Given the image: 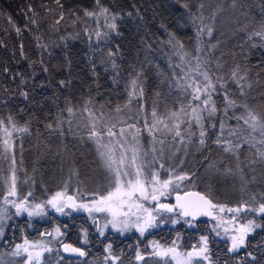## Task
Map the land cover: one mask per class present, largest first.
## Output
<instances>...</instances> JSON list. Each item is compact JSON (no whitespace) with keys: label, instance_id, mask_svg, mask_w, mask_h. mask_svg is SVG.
Instances as JSON below:
<instances>
[{"label":"trees","instance_id":"1","mask_svg":"<svg viewBox=\"0 0 264 264\" xmlns=\"http://www.w3.org/2000/svg\"><path fill=\"white\" fill-rule=\"evenodd\" d=\"M29 5L34 11H28ZM100 7L109 9L110 14H119L116 23L120 35L106 27L103 15L84 16L85 10L99 12ZM61 13L64 19L56 24ZM193 15L197 17L195 22ZM262 21L264 0H99V5L97 0H59V4L56 0H0V120L5 122L0 126V145L1 137L11 131L7 139L11 143L17 184L40 201L58 188L62 174L65 177L72 174L81 194L104 193L95 152L87 144L88 140L71 127L77 121L84 122L87 132L85 122L90 112L99 118L103 110L121 109L128 102L140 104L144 112L155 103L169 102L172 96L181 93L184 96L179 88L170 87L176 83V74L183 75L177 67L181 64L177 49L168 43L171 32L189 53L183 67L194 68L198 55L214 81L217 76L224 77L227 92L237 104L228 109L225 118L224 89H219L217 84L219 91L213 94V100L219 111L213 117L204 114L205 144H199L200 153L193 156L191 167L187 169L192 188L218 204L234 206L247 202L258 206L264 201V168L261 167L264 133L259 127L253 130L244 119L237 117L247 116L244 107L247 105L248 110L264 120V39L259 36L249 39L253 31L260 30ZM107 22H111V15ZM198 28H204L199 36ZM208 28L212 29L210 35ZM96 31L109 32V35L98 38ZM117 46L119 53L114 59L119 74L113 70L107 56L108 50L115 52ZM4 68L8 69L7 73ZM237 68L238 75L245 76L240 81L244 85L243 95L241 87L231 78ZM134 70L141 73L144 95L129 101L128 92L132 91L129 82L135 75ZM113 77L118 83H113ZM21 79L25 80L23 85ZM61 80L66 81L63 88L59 84ZM22 90L29 93L27 100L20 95ZM176 100L181 106L182 99ZM69 101L74 107L72 115L66 111ZM86 103L88 110L84 107ZM9 117L15 126H26L28 130H12V125L7 123ZM48 124L53 127L49 129ZM233 131L236 134L229 135ZM218 136L233 145L238 144L233 149L238 150L241 157H245L242 153L249 152L248 161L241 162L239 170L251 167H245L251 159L256 173L251 178L246 175L247 185L244 183L239 189L223 188L219 179L213 178L218 175V149L225 146L221 148L222 145L215 143ZM195 142L193 140V144ZM205 173L209 176L204 177ZM197 176L200 181L196 183ZM227 181V184L234 182ZM227 192L235 199L220 201ZM261 218L264 217H259L258 223ZM176 225L186 227L184 222ZM263 241L262 227L247 237L246 246L253 244L256 258L261 257L256 264H264ZM214 242L221 249L228 247L226 241ZM48 246L52 251L42 256L41 264H113L111 259H106L108 253L103 258L66 257L59 253L56 240H50ZM118 258L115 264H165V259L154 256H146L141 261L132 256ZM25 259L23 255L12 256L11 250L0 252V264H24ZM166 260L171 264L168 258Z\"/></svg>","mask_w":264,"mask_h":264},{"label":"snow or ice","instance_id":"2","mask_svg":"<svg viewBox=\"0 0 264 264\" xmlns=\"http://www.w3.org/2000/svg\"><path fill=\"white\" fill-rule=\"evenodd\" d=\"M56 3L59 4V0H56ZM97 4L99 5V0H97ZM185 8L188 7L187 4L184 5ZM203 7V4L200 5V8ZM28 11L32 12L34 9L31 5L28 7ZM75 15V13H72ZM99 15H103L106 21V27L116 35H120L118 31V25L116 21L120 18L118 13H109V9L100 7L99 12L96 11H84L85 17H99ZM111 15V22H107V17ZM131 15V13H129ZM64 19V14H60V19L56 20L55 23L59 24L60 20ZM79 19V18H78ZM197 19L196 16L193 15V22ZM199 19H203V17H199ZM31 23L35 24V20H31ZM75 23V21H73ZM99 27V25H98ZM17 33L20 32V29H16ZM87 32V29H85ZM204 31V28H198L197 35ZM208 34H211L212 29H207ZM95 35L98 38H107L109 32H104L103 34L100 31H96ZM170 39L168 43L172 45L174 49H177V55L181 61L180 65L177 67L181 68L183 75L176 74L174 77L176 80L175 85H170V87L179 88L184 93V100L182 101L181 108L177 110H172L166 116L158 115L155 106L153 107L152 117L153 122L148 124L145 122V127L148 129L149 134H153L156 131H164L166 130L168 133H174L175 137H180L181 143L185 142V139L191 140V136L193 133L190 131L193 123L200 129L199 132V144H205L206 130L204 127L205 113H207L208 117H213L217 114L219 109L216 106L215 101L213 100V94L217 93L219 89H224V100L226 107L224 109V117H227V112L229 108H234L237 106L236 101L232 99L226 88V82L224 77L217 76L216 80L212 79V75L210 74V70L206 64H203L200 61V57L197 55L195 57L196 64L195 67L184 68L183 64L185 63V58L189 55L186 51H184V46L180 41L175 37V35L169 32ZM252 36H259L264 39V21L261 22L260 30L253 31L249 36V39ZM2 46V44H0ZM200 52L199 47L197 48V53ZM119 53V47L115 52L111 49L108 50L107 56L111 60V65L113 70L118 73V65L114 59V57ZM21 56H24L23 50L21 51ZM5 73L8 72L7 68L3 70ZM44 71L47 72L48 69L44 68ZM239 69H234L231 73V78L237 83L239 87H241V95H243V87L244 85L240 84L241 80L245 79V76L238 75ZM135 72V70H134ZM17 75H20L17 73ZM202 77V79H199ZM113 83H118L115 77L112 78ZM25 83L24 79H21L20 84L23 85ZM130 87L132 91L128 92L129 101L139 95L142 97L144 95L143 88V79L141 78L140 72H135V75L130 79ZM60 87L63 88L66 85V81H59ZM217 84L219 85V89L217 88ZM128 85L126 84V87ZM20 95L27 100L29 93L27 91H21ZM159 95V94H158ZM127 106V105H125ZM85 110H88L87 103L85 104ZM247 112L246 117H237V119H244V123L247 124L250 128L255 130L257 127L260 128L261 132L264 133V120L258 117L253 111L247 109V105L244 106ZM117 112L120 111V108L117 107ZM66 111L72 115L74 114V107L71 106V102H68V106L66 107ZM92 118L91 130L89 132L90 138H97L102 135H107L109 137H118V134L115 132L116 124L109 123L107 121L101 127H97V119L93 113H89ZM59 119V118H58ZM100 119H103L101 117ZM9 125H12V130L18 132H26L27 127H17L14 124V121L11 117L7 122ZM5 122L0 120V126H3ZM71 124V121H69ZM159 125H163V128H159ZM182 125L184 126L182 128ZM47 127L51 129L53 126L48 124ZM59 127V123L57 124ZM129 128L134 127L133 125H128ZM221 134L223 135L225 129L224 118L221 119ZM124 128L120 129L119 136H123ZM182 132H187V137L182 136ZM236 134L234 131L230 132L229 135ZM7 135L11 137L12 132L7 131ZM136 144L139 143L138 139H136ZM155 140V136H153ZM117 142L120 143V152L117 154L114 147H107L106 152H101L100 155L104 160V164L106 169L109 172V183L110 189L107 194L96 195L93 194V199L90 203L78 202V197L74 195L68 194L65 191H58L53 195L50 199L46 201L47 205H50L53 209H55L58 213L65 214L66 208H71L73 211L84 210L90 214V218H95L91 216L92 213H105L107 219L103 228H98L99 234L101 237L105 235L104 229L108 228L109 225L114 231H117L123 234L129 228L134 227L136 231L140 233L141 236L144 235L146 231L150 228L158 227L157 223L158 218L161 216V213H177V219L172 220V223H178L179 217H191V220H186L185 222L189 224L190 227H195L191 221L196 220L198 216H208L212 220H216L217 223L213 226V231L216 232L217 236H220V231L217 229H222L224 236L230 241V246L227 248L229 253H236L241 248L246 246L247 237L251 235L257 228H260L264 225L258 223L255 219H241L240 213L254 212L257 216L264 217V201L258 203V206L255 204L249 205L247 202L241 204L237 207H228L226 205L218 204L213 202L210 196L206 194H201L197 191H186L183 196L177 195L176 200L177 203L175 205H169L166 203L160 202V196H165L168 191L175 190V188H179L180 184L175 181H184L190 179L188 174H178L173 177L170 173L168 179H161L158 171L150 170L148 164L142 160L138 155V150L136 147H132L130 149H124L123 143L120 142L119 138H117ZM97 143H101L99 139H97ZM160 143H164L163 140ZM218 145H225L223 150L225 152H231L233 147H238L239 145H233L231 141L224 140L220 136L217 137L215 141ZM111 144V141H109ZM5 148H9L10 145L8 140H4ZM131 151L132 155L129 158L127 156V152ZM264 157V153L261 154ZM14 163V161H13ZM160 167L163 168L164 165L161 163ZM135 169V171H132ZM150 172V174H149ZM16 177L13 171L12 175V184L11 187L5 196L3 203L6 205H11L15 208V214L20 216L22 213H27L29 217L34 215H44L45 214V204L44 203H29L28 197H22L18 199L9 200L8 197H17V185H16ZM31 196V192L28 194ZM145 202L151 204L155 202L154 207H147ZM235 213V215L225 218L219 214L221 213ZM5 220L4 209H0V224ZM163 220H160V223H163ZM57 236L60 235V230L57 228L56 230ZM3 235V228L0 227V236ZM41 235H45L42 233ZM50 235V234H48ZM84 244L88 243L87 234H84V239L81 241ZM209 238L207 236H201L199 244H194L192 249L187 252H181L177 250L176 242L173 241V245L171 247L162 246L156 242H152L153 246V255L165 259V264H167L166 258H171L176 264H199V261H204L205 264H210L209 257ZM63 251L65 253L74 254L79 257H84L86 255V251L74 247L71 244H63ZM112 245L108 244L105 247V252L109 255L106 259H112L113 264L115 261L119 259L118 257L111 255ZM52 248L48 246V244L44 241H34L30 242L25 239L23 243L16 244L13 249L11 255L14 257L25 256L24 264H41V257L45 252H51ZM249 256L252 254L249 253ZM252 259H255L253 256ZM136 260L141 261L144 260V256L138 250L136 253Z\"/></svg>","mask_w":264,"mask_h":264},{"label":"rangeland","instance_id":"3","mask_svg":"<svg viewBox=\"0 0 264 264\" xmlns=\"http://www.w3.org/2000/svg\"><path fill=\"white\" fill-rule=\"evenodd\" d=\"M199 79H202V77H199ZM179 92L181 93L183 91L179 90ZM171 98L172 99L169 102H166L164 104L155 103L152 107H149L148 111H144V112H142L140 104H136L135 102H128L127 104H125L127 106L122 107L119 112H117V110H110V109L103 110V112L100 114V117L96 118L97 119V127H101L105 121H107L109 123H115L116 124L115 132L118 134V137H109L105 134V135H102V136L97 137V138H90L89 132L91 130V124H92V118L91 117H90L91 119L88 118V120L85 122L88 126L87 132H86L85 127H84V122L81 123L80 121H77L74 124V126L72 125V127H71V130L78 131L79 133H81V135H83V137L86 139V141L88 140L87 144L89 143L88 145H90L91 148L93 149V151L95 152V156H96L98 164H99L98 169L105 171L108 174H109V172L105 167L104 160L102 159L100 153L106 152L107 147H114L117 154H119L121 149H120V143L117 142V138H119L120 142L123 143L124 149H130L132 147H136L138 150L139 157L148 164L150 170L158 171L161 179H168L170 173L173 175V177L175 175H178V174H188L190 176V179H188V180H184L182 182L174 180V184L179 183L180 187L175 188V190L170 189L165 196H160L159 199H160L161 203H165L170 197H172L171 195L174 193H180V192H183V191L188 190V189H193L192 185L189 181V180H191V174L187 172V169H189L191 167L193 156L200 153L199 128L195 125V123H193L192 128L190 129V131L193 133V135L191 136V140L189 141V140L185 139L184 143L180 142V140H181L180 137H175L174 133H168L166 130L156 131L150 135L148 129L145 127V122H147L148 124H151L153 122L152 111H153L154 106L156 108L158 115H161V116H166V115H168V113L170 111H172V110L178 111L181 108V106H178L176 99H182V100H180V103L182 105V101L184 100L183 99L184 96L182 95V93H181V95L172 96ZM180 103H179V105H180ZM101 117H103V119H100ZM128 125H133L134 127L129 128ZM158 127L162 129L163 125H159ZM183 127L184 126L182 125V128ZM121 128H124V130H125L123 136H119ZM187 135H188L187 132H182V136L187 137ZM153 136H155V140L153 139ZM134 137L136 139H138V141H139L138 144H136V140L134 139ZM5 139H7V135H3L1 137V145H0V209H4V215H5V220L3 221L2 224H0V227L3 228L6 224V222H8L13 217H17V218L25 217L28 219H36V218L40 219V218H43L46 213L59 214L50 205L46 204V201L48 199H50L53 195H55V193L58 191H65L66 190V191L70 192L72 195L78 197V202H84V203H90L91 202V200L93 199V195L81 194L79 192V188L77 185H71V183H67L69 181L72 182V177H73L72 174H70V177H66V180H65L63 185H61L56 190H54L53 193L46 195L43 198V200H40V201L34 200L32 195L31 196L28 195L30 191H27L28 189H26L24 187L21 188V186L19 184H17V182L15 181L16 185H17L18 196L17 197L9 196L8 197L9 200L18 199V198H22V197L27 196L29 203H32V204L44 203L45 204V214L44 215H39V216L34 215L32 217H29L27 215V213H22L20 216H17L15 214L16 210L14 207H12L10 204L6 205L3 203V200H4L5 196L7 195L8 191L11 187V184H12L13 171H14V174L16 176L15 168L12 165L11 143L7 139L10 147L6 149L5 145H4ZM97 139H99L101 141V143H97ZM161 140H163L164 143H160ZM193 140H194V142L197 141V142H195L196 144L195 143L193 144ZM109 141H111V144H109ZM105 145L107 147H105ZM223 146L224 145H222L221 148ZM223 148L218 149L219 155H218L217 160H216L217 164H218L217 165L218 175H213V178L215 180L219 179L220 185L225 186L223 188L232 189V190L239 189L241 186H243L244 183L246 184V182L244 181V179L246 178V175L251 178V176L255 175V173H256V171L253 170L251 159L245 165V167H247V165L248 166L251 165V167H249L246 170H243V169L239 170L240 164H242L241 162H243L244 160H247L249 152L242 153V155H244L245 157H241L238 150L233 149L231 152H225L223 150ZM131 155H132L131 151H128L127 156L130 158ZM240 159H243V160L240 161ZM161 163L164 165L163 168L160 167ZM261 167L264 168V160L262 161ZM132 171H135V169H132ZM149 174H150V172H149ZM203 176L208 177L209 174L205 173V175H203ZM227 179H229V180L232 179V180H234V182L227 184V183H225V180L227 181ZM199 181H200V176H197L196 177V183ZM74 184H76V183H74ZM226 185H227V187H226ZM206 186L207 185H205V187ZM109 189H107L102 194L106 195ZM238 195L239 194L237 193V196ZM220 199H221L220 201H225V200H232L235 198H233L232 194H229L227 192V194L226 195L223 194V196H221ZM145 205L147 207L151 208V207H154L155 202H152L151 204H149L148 202H145ZM239 205L240 204H237L234 206H228V207H237ZM74 213H78V214L83 215L86 220L92 219V218H90V214L88 212L82 210V209L78 210V211H74ZM98 214H100V213H92L91 216L95 217ZM219 215H221L225 218H229V217L235 215V213L225 212V213H221ZM177 217H178L177 213L169 214V213L165 212V213H161V216L158 219L163 220L164 222H167L169 225H174L172 223V220L177 219ZM259 217H261V216H257L254 212L244 211V212L240 213L241 219L247 218V219H255L257 221ZM107 219H110V217H107V214H105V213H101V222H100L101 227L104 226ZM186 219H188V218H186ZM180 222H184L186 226H189V224L184 221L182 216L179 217L178 223H180ZM216 223H217L216 220L210 219V228L212 231L213 238L226 241L227 246L229 247L230 241H228V239L224 236L222 229H217V231H220V233H221L220 236H217L216 232L213 231V226ZM108 228H111V226L109 225ZM132 228H134V227H132ZM111 230H113V229L111 228ZM48 234H50V235H48ZM48 234L41 236V237L34 239V240L31 239L29 241L30 242L44 241L47 244L49 243L50 240L51 241L56 240V242L58 241L57 240L58 236H57L55 230L49 231ZM23 241H21L18 244L23 243ZM174 241L176 242V246H177L178 251L187 252V251H190L192 249V246L194 244H199L200 238H198L192 245L185 243V242L181 243L179 239H174ZM156 243H158L162 246H165V247H171L173 245V243H166L164 241L156 242ZM263 243H264V241H263ZM14 248H15V246H14ZM13 249L11 250V253H12ZM142 255L144 257L154 256L156 258H160V257L153 255V246L150 248V251L148 253L142 254ZM41 260H42V257H41ZM135 260H136V257H135ZM168 260L170 261L171 264H176V262L173 261L170 257L168 258ZM111 261H113V260L111 259ZM199 264H205V262L199 261Z\"/></svg>","mask_w":264,"mask_h":264},{"label":"flooded vegetation","instance_id":"4","mask_svg":"<svg viewBox=\"0 0 264 264\" xmlns=\"http://www.w3.org/2000/svg\"><path fill=\"white\" fill-rule=\"evenodd\" d=\"M102 186L104 190L110 188L109 175L107 172L99 170ZM66 177L61 175L57 182V187L64 184ZM71 185H76V179L72 177ZM68 192V191H67ZM68 194H71L68 192ZM72 195V194H71ZM173 195V194H172ZM171 195V196H172ZM166 204L173 205L172 197H170ZM65 214L46 213L45 217L40 219H28L25 217H13L3 227V235L0 236V252L10 251L14 246L21 241L27 239H37L42 233L45 235L49 231L60 230L58 236L57 247L63 242H69L72 246L82 248L86 251V255L96 258L105 257V247L108 244L112 245L111 255L115 257H136L139 250L141 254H146L152 247V242L173 243L174 239H179L181 243L185 242L193 244L201 236L209 238V257L211 264H256L260 262L261 257L256 258L255 247L253 244L241 248L236 253H229L227 248H219L214 240L218 241L212 236L210 228V218L207 216L204 219L191 221L195 227L169 225L167 222L160 223L158 219V227L150 228L141 236L134 228H129L123 234L111 230V228L104 229L105 235L100 236L98 228H103L100 225L101 213L96 215L94 219L86 220L81 214L74 213L71 208H66ZM171 214V213H169ZM178 214V212H177ZM188 218V217H187ZM187 220H191L188 218ZM260 224L264 225V218H261ZM264 228V226H262ZM87 234L88 243L84 244L81 241L84 239V234ZM19 239V240H18ZM223 241V240H221ZM248 243V242H246ZM245 249L248 251L246 252ZM60 253V252H59ZM252 255L249 256L248 254ZM255 259H252V257ZM81 258V257H76Z\"/></svg>","mask_w":264,"mask_h":264},{"label":"water","instance_id":"5","mask_svg":"<svg viewBox=\"0 0 264 264\" xmlns=\"http://www.w3.org/2000/svg\"><path fill=\"white\" fill-rule=\"evenodd\" d=\"M186 191H197V192L201 193V192H200L199 190H197V189H188V190H185V191L180 192V193H174V194L172 195L173 205H175V204L177 203V200H176L177 195H181V196H183L184 193H185ZM201 194H203V193H201ZM70 195H71V194H70ZM205 217H207V216H198V217L196 218V220L204 219ZM188 218L191 219V217H188ZM196 220H194V221H196ZM18 240H19V239H18ZM65 243L70 244L69 242H63V243H61V244L59 245V252H60V254L63 255V256H66V257H79V256L74 255V254L65 253V252L63 251V246H62V245L65 244Z\"/></svg>","mask_w":264,"mask_h":264},{"label":"bare ground","instance_id":"6","mask_svg":"<svg viewBox=\"0 0 264 264\" xmlns=\"http://www.w3.org/2000/svg\"><path fill=\"white\" fill-rule=\"evenodd\" d=\"M82 249V248H81Z\"/></svg>","mask_w":264,"mask_h":264}]
</instances>
